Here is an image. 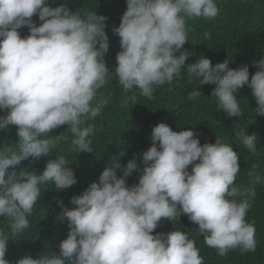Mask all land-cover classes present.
Returning a JSON list of instances; mask_svg holds the SVG:
<instances>
[{
    "label": "clouds",
    "instance_id": "9594fccd",
    "mask_svg": "<svg viewBox=\"0 0 264 264\" xmlns=\"http://www.w3.org/2000/svg\"><path fill=\"white\" fill-rule=\"evenodd\" d=\"M241 1V6L257 3ZM126 5L119 26L113 28L121 48L115 74L125 93L139 89L153 100L155 86L170 85L186 70L197 85H215L211 97L228 117L243 115L237 99L240 89L243 95L252 93L256 102L252 112L264 116V51L252 62L258 70L251 79L247 65L233 69L229 60L213 66L200 56L185 68L192 55L181 51L188 42L186 21L214 19L219 14L215 0H126ZM34 16L41 21L39 26ZM106 20L96 12L71 11L65 3L50 7L48 0H0V111L6 112L0 116V131L14 125L19 140L18 151L0 148V217L8 218L12 234L29 228L28 216L42 186L54 182L58 190H65L77 183L62 155L48 160L39 174L17 172L22 161L53 154L60 135L48 134L67 125L74 136L73 151H93L94 126L82 125L107 104L98 99V91L110 79ZM25 26L29 34L22 37L19 29ZM200 95L194 90L188 99ZM239 138L256 152V134ZM151 141L142 153L145 167L137 184L127 183L134 170L140 171L135 157L122 169V176H117L118 162L106 166L98 183L71 198L75 207L60 202L59 219H67L69 232L58 245L59 253L25 255L16 264H204L196 242L186 233L153 234L162 219L171 222L181 215L198 225L204 243L220 256L237 247L255 251L256 229L246 215L256 190L236 185L240 165L233 147L218 139L201 145L194 131H173L164 122L153 127ZM257 167L248 173L252 184L264 183ZM8 241L9 235L0 231V264H10Z\"/></svg>",
    "mask_w": 264,
    "mask_h": 264
},
{
    "label": "trees",
    "instance_id": "16d2710c",
    "mask_svg": "<svg viewBox=\"0 0 264 264\" xmlns=\"http://www.w3.org/2000/svg\"><path fill=\"white\" fill-rule=\"evenodd\" d=\"M215 2L219 14L214 19L199 17L186 21L188 42L181 51L186 49L192 55L186 60L185 68L195 63L200 56L210 59L213 66L229 60V67L233 69L247 65L251 79V75L258 70L252 62L261 59L258 55L264 51V23L262 24L264 0L243 6L241 0ZM62 3L74 12L78 10L83 14L96 12L97 15L107 17L105 32L109 37V50L105 55V62L110 70V79L98 91V99H106L107 104L96 118L82 125L94 126L95 135L90 137L92 152L73 151L74 136L67 125H64L48 134L52 138L60 135L53 154L41 157L38 161H32L31 158L24 160L16 169L17 172L21 170L39 174L45 169L48 160H54L62 155L73 168L77 183L65 190H58L54 182L42 186L41 197L33 213L28 216L29 228L19 234H12L8 218L0 217V231L9 235L6 259L10 264H16V261L25 255L37 258L41 253L48 255L59 253L58 245L67 238L69 232L67 219L64 221L59 219L60 202L69 209L75 207L70 203L71 198L82 194L91 183H98L106 166L111 167L118 162L120 168L116 169L117 176H122V169L134 157L140 171L134 170L127 178V183L128 186L137 184L145 167L142 153L152 145V129L158 123L164 122L173 131H194L198 134L201 145L215 143L218 139L231 145L238 153L240 172L235 183L238 187H254L256 190V196L250 201L251 207L246 215L247 222L253 223L256 229V249L243 251L237 247L220 256L215 248L204 243L203 234L197 232L198 225L190 220H183L182 215L180 219L171 222L162 219L153 234H167L174 230L186 233L189 239L196 242L204 264H264V183L252 184L253 177L248 175L253 171V165H258L255 172L264 177V116L252 112L256 107L252 93L243 95L241 89L238 91L237 99L240 100L243 113L240 117H228L219 109L218 102L211 97L215 85H197L196 81L189 80L186 70H182L180 77L174 79L170 85L166 83L155 86L153 100L141 95L139 89L125 93L115 74L116 55L121 48L120 38L113 33V28L120 24L127 8L126 0H48L50 7H57ZM256 13H260L259 18L255 17ZM245 18L244 23L247 26H243ZM33 20L37 26L41 23L37 16H34ZM243 31L247 32L245 36ZM19 32L22 37L29 34L26 26L19 29ZM205 33L210 34L209 39H205ZM194 90L201 91V95L190 101L188 95ZM5 114V111H0V116ZM245 134L258 136L255 153L242 144L239 137ZM5 147L14 152L19 150L17 128L14 125L0 131V148ZM122 152L124 155L120 156ZM191 168L192 165H189V172ZM8 171L11 172L12 169Z\"/></svg>",
    "mask_w": 264,
    "mask_h": 264
}]
</instances>
